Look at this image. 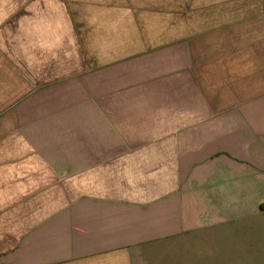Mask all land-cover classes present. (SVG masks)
Masks as SVG:
<instances>
[{
    "label": "crops",
    "instance_id": "1",
    "mask_svg": "<svg viewBox=\"0 0 264 264\" xmlns=\"http://www.w3.org/2000/svg\"><path fill=\"white\" fill-rule=\"evenodd\" d=\"M263 217L264 0H0V264H261Z\"/></svg>",
    "mask_w": 264,
    "mask_h": 264
},
{
    "label": "rangeland",
    "instance_id": "2",
    "mask_svg": "<svg viewBox=\"0 0 264 264\" xmlns=\"http://www.w3.org/2000/svg\"><path fill=\"white\" fill-rule=\"evenodd\" d=\"M258 221L264 222V217L262 220L253 219V220H250L249 222L253 224ZM242 249H243L242 252L245 254V256H248L250 259L257 258L261 261V264H264V243L261 245H250L247 247L243 246Z\"/></svg>",
    "mask_w": 264,
    "mask_h": 264
}]
</instances>
